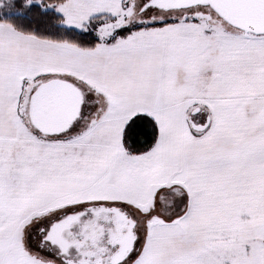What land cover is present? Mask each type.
I'll return each instance as SVG.
<instances>
[{"label":"snow or ice","instance_id":"obj_1","mask_svg":"<svg viewBox=\"0 0 264 264\" xmlns=\"http://www.w3.org/2000/svg\"><path fill=\"white\" fill-rule=\"evenodd\" d=\"M0 264H264V0H0Z\"/></svg>","mask_w":264,"mask_h":264},{"label":"trees","instance_id":"obj_2","mask_svg":"<svg viewBox=\"0 0 264 264\" xmlns=\"http://www.w3.org/2000/svg\"><path fill=\"white\" fill-rule=\"evenodd\" d=\"M18 23L24 24L25 26H30V22L27 19L16 18Z\"/></svg>","mask_w":264,"mask_h":264}]
</instances>
